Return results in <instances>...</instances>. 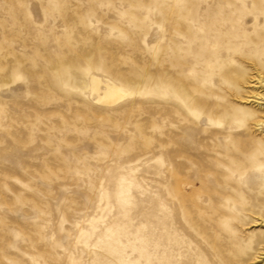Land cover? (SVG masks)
Here are the masks:
<instances>
[{"label": "rangeland", "instance_id": "obj_1", "mask_svg": "<svg viewBox=\"0 0 264 264\" xmlns=\"http://www.w3.org/2000/svg\"><path fill=\"white\" fill-rule=\"evenodd\" d=\"M93 75L138 94L105 107ZM258 79L264 0H0V264H171L174 230L209 264L182 254L194 164L264 170Z\"/></svg>", "mask_w": 264, "mask_h": 264}, {"label": "bare ground", "instance_id": "obj_2", "mask_svg": "<svg viewBox=\"0 0 264 264\" xmlns=\"http://www.w3.org/2000/svg\"><path fill=\"white\" fill-rule=\"evenodd\" d=\"M262 82H264V79L259 80L257 83L262 84ZM91 83V92L96 95V103L105 107L117 106L138 94L111 80L104 81L95 75L91 77ZM255 97L254 102L262 108V102L259 100L264 101V95L259 94ZM258 115V112L251 113L253 118L258 117ZM259 125H264V122H260ZM262 146H264L263 143H258L257 147L259 149L255 146L256 151L253 153L257 152L259 156H264ZM242 153L244 154V152ZM194 165L195 170L192 178L195 187L190 190L187 197L191 203L190 216L194 222L191 228L195 233V235H189V243L192 245L195 242L196 245L193 249L189 247L188 252L184 250L182 252L183 256L188 257L189 254H192L193 258L197 259L207 254L210 259L209 264H234L235 259H238L235 260V263L244 264L249 259L246 256L249 254H251L249 256H252L250 251L254 250L257 257H252V260L260 258V255H264V252H258L257 246L253 247V244H262L264 235L255 231L246 233L243 228H249V226L253 228L264 227V170L252 171L247 167V162L240 163L234 172L231 170V177L214 181L211 179L210 171L207 168L201 170L198 163ZM251 173H253V177H250ZM233 174L235 177H232ZM258 180L263 181L260 186L255 185ZM176 186L173 196H176L186 187L179 186V184H176ZM163 201H166L165 196ZM173 204L176 208L182 206L178 200L174 201ZM175 231L172 237L162 233L161 259L165 260L168 249H171V264H193L191 259L185 260L182 258L179 260L177 258L176 253L180 252V245ZM243 234H246L245 237ZM168 240L171 243L170 247L167 246ZM228 254L229 256H227ZM232 254L233 257H231Z\"/></svg>", "mask_w": 264, "mask_h": 264}]
</instances>
